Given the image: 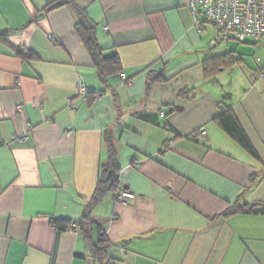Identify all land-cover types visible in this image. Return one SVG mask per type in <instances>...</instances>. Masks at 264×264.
Returning a JSON list of instances; mask_svg holds the SVG:
<instances>
[{
	"label": "crops",
	"instance_id": "obj_1",
	"mask_svg": "<svg viewBox=\"0 0 264 264\" xmlns=\"http://www.w3.org/2000/svg\"><path fill=\"white\" fill-rule=\"evenodd\" d=\"M72 1L118 72L98 78L69 6L0 0V264H97L77 222L106 132L135 197L107 194L83 224L92 240L102 229L116 264H264V43L210 46L188 0ZM79 84L100 94L75 99ZM228 108L255 157L215 122ZM243 204L256 211L224 214Z\"/></svg>",
	"mask_w": 264,
	"mask_h": 264
},
{
	"label": "trees",
	"instance_id": "obj_2",
	"mask_svg": "<svg viewBox=\"0 0 264 264\" xmlns=\"http://www.w3.org/2000/svg\"><path fill=\"white\" fill-rule=\"evenodd\" d=\"M47 1V9H51L60 5H67L77 14L81 15V19L75 24V31L86 48L100 80L119 71V62L116 53L106 52V50L101 48L96 37V26L94 23L86 20L83 10H80L72 0ZM4 35L5 32L0 31V37H4ZM14 52L17 57L25 61H29L32 57V54L19 47H15ZM206 67L204 66V70H206ZM96 93L97 92L92 94L88 91L86 97L91 94L96 96ZM180 94L184 95L182 92H180ZM215 122L242 149H244L251 156L255 157V153L250 143L248 142L230 108L223 109L215 118ZM104 145L106 156L104 155V160L100 161L98 178L94 192L85 207L82 220L77 222V224L79 226V232L83 234L84 237L90 238L88 251L96 263L116 264L115 259L110 257L108 254V249L112 246V242L107 238L102 229L98 226L96 227V237L92 240V238L87 233L88 225L83 224L84 220H90V210L93 205L101 201L107 194L112 192L114 193L120 189H125L120 187L118 183V171L120 168L117 165V148L110 132H106L104 136ZM255 211L256 210H254L253 205L243 204L230 207L224 214L233 212L249 213ZM52 224L56 226L58 230H65L70 224V221H58L52 219Z\"/></svg>",
	"mask_w": 264,
	"mask_h": 264
},
{
	"label": "built area",
	"instance_id": "obj_3",
	"mask_svg": "<svg viewBox=\"0 0 264 264\" xmlns=\"http://www.w3.org/2000/svg\"><path fill=\"white\" fill-rule=\"evenodd\" d=\"M188 8L196 24H199L200 16L215 31V37L210 41V46H214L217 41L234 40L247 43L249 40L260 43L264 42V0H188ZM200 33L202 32L198 28ZM104 27V31H107ZM235 59L238 55L233 56ZM258 60V58H257ZM75 99H85L88 90L78 85ZM99 95V92L95 94ZM73 98H68L67 106L74 108ZM72 131V128H69ZM206 134L205 128H199L194 135L202 136ZM25 138V135L22 137ZM168 144H172L170 140ZM135 195L126 189H120L113 193L115 201L121 204H128ZM75 228L74 223H70L68 230Z\"/></svg>",
	"mask_w": 264,
	"mask_h": 264
},
{
	"label": "rangeland",
	"instance_id": "obj_4",
	"mask_svg": "<svg viewBox=\"0 0 264 264\" xmlns=\"http://www.w3.org/2000/svg\"><path fill=\"white\" fill-rule=\"evenodd\" d=\"M200 18H201V16H200ZM229 42H232V43H235V44H240L241 43V42H237V41H234V40H230ZM219 43L221 44L222 42L220 41ZM247 46H249L251 48H254L256 46V44L254 42H252V41H249V44H247ZM244 55H245V57H256L257 53H254V50H249V51L247 50V52H245Z\"/></svg>",
	"mask_w": 264,
	"mask_h": 264
}]
</instances>
